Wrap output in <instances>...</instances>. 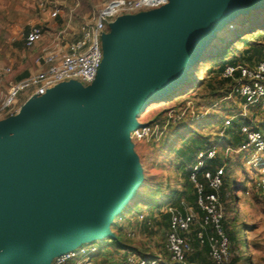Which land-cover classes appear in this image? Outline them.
I'll use <instances>...</instances> for the list:
<instances>
[{
	"label": "water",
	"instance_id": "95a60500",
	"mask_svg": "<svg viewBox=\"0 0 264 264\" xmlns=\"http://www.w3.org/2000/svg\"><path fill=\"white\" fill-rule=\"evenodd\" d=\"M245 10L263 11L264 0H170L121 17L90 88L60 85L0 124V264H51L115 239L111 225L142 180L129 132Z\"/></svg>",
	"mask_w": 264,
	"mask_h": 264
},
{
	"label": "rangeland",
	"instance_id": "374dc122",
	"mask_svg": "<svg viewBox=\"0 0 264 264\" xmlns=\"http://www.w3.org/2000/svg\"><path fill=\"white\" fill-rule=\"evenodd\" d=\"M104 1L0 0V63L4 64L9 58H19L20 51H14L16 45L14 41L23 39V34L31 25L29 23H38L43 16L50 15L49 12L61 8L68 18L71 17L76 20V23L78 22V29L79 24L90 18ZM262 12L264 13V10ZM247 22L249 23L250 20L241 15L232 22L235 28H231L230 24L217 27L214 37L206 46L207 53L211 57L217 55L228 42H231V48L234 51L231 57H244L251 46H259L264 53V16L260 22L258 20L255 22V24L260 23L259 27L255 28L256 25H252L249 32L244 30L248 25ZM46 30L49 29L46 28ZM241 31L244 33L238 38ZM51 34L52 32H49L48 37H51ZM235 38H238L237 43L235 40L233 41ZM26 53H31L33 56L38 54L27 49ZM215 61L211 58L199 66L196 74L197 82H194L195 87L186 89V94L182 97H173V91L169 92L164 100L151 105L146 112L139 115L138 122L140 124H148L154 120L164 122L162 120L164 112L171 110L180 112L191 103L183 121H194V126L198 127L203 137L208 139V145L219 143L218 154L224 156L223 161H225L226 145L225 140L220 139V130L226 118L240 109V101L235 96L225 99V95L230 92V86L226 84L223 86L221 82L215 80L213 89L208 86L212 79L211 71L215 67ZM27 65L26 62L24 66ZM187 80H194L190 71H188ZM179 93L181 92L179 91ZM28 96L29 93L22 95L20 104ZM7 119H9L7 116L0 115V124ZM249 119L254 126L263 129L264 108L254 107L247 120ZM170 125L159 141H139L134 136L130 137L132 150L142 167V180L120 214V216H125L124 219H127L122 222H117L115 219L111 225L114 234H117L118 237L121 236V240L125 244H129L136 254L144 257L161 253L164 250L166 230L162 229L159 223L166 222L164 216L167 213L168 205L178 206L183 200L181 193L191 199L193 195V187L188 184L187 180L191 164L186 167L182 166L179 155L171 150V147H175L176 150L184 149L185 146L181 138L192 133L180 125L179 121ZM230 130L232 129L229 128ZM197 135L192 134L195 138L199 137ZM238 155H228L227 159V161H233L234 164L229 169L228 165L226 167V175L231 186L227 194L228 205L223 207V222L225 221V225L231 231L239 232L241 238V245L238 247L240 251L245 252V256L242 261L236 264H264V205L256 190V181L261 175V169L253 164H248L251 153L245 152L240 162ZM234 194L238 197L237 201L233 198ZM186 201L197 208V204H193L188 199ZM141 213L149 219H146V222L138 223L137 217ZM145 223L150 225L149 227L153 225L152 229L145 228ZM131 231L137 232V236L129 237L128 234ZM243 239L247 242L246 248ZM112 241V239L94 241L98 248V253L95 256L96 264H119L123 260L124 253L120 252ZM194 254L195 252L190 255V258ZM162 256L166 257V254L164 253ZM203 257L211 261L208 255L205 254ZM53 259L51 264H53ZM198 261L200 262L199 259H195L193 264H199Z\"/></svg>",
	"mask_w": 264,
	"mask_h": 264
},
{
	"label": "built area",
	"instance_id": "2783aa9c",
	"mask_svg": "<svg viewBox=\"0 0 264 264\" xmlns=\"http://www.w3.org/2000/svg\"><path fill=\"white\" fill-rule=\"evenodd\" d=\"M169 3L170 0H105L90 18L79 24L77 30L71 28L73 19L69 17L67 25L56 32L49 45L45 44L46 31L43 26L30 27L23 34L25 47L32 50L42 44L35 57V63L42 68L22 80L9 81L13 67L0 63V115L7 118L17 116L29 101L46 97L63 84L75 83L85 89L90 88L105 61L104 37L112 32L111 25L121 17L148 13ZM49 14L50 18L57 19L62 10L56 8ZM230 27L233 28V24ZM70 35L77 38L69 40ZM222 77L233 81L225 99L237 97L240 109L226 118L220 130V139L225 140L227 130L236 120L241 121L240 130L245 137L242 145L225 148V161L228 155L241 152L252 154L248 164L261 169L256 190L264 204V130L246 123L253 107L264 108V58L255 65H229ZM27 93L29 96L20 104V97ZM190 107L191 103L183 111H169L164 122L141 124L139 129L130 131L129 136L139 141H159L171 123L185 118ZM218 146L219 143L200 149L191 164L190 179L198 194L197 208L184 201L180 207L173 204L167 207L170 215L165 241L167 256L150 258L128 251L119 264H187L188 257L194 252V238L201 249L208 247V256L213 263L231 264V243L223 226L224 205L220 194L224 186L225 165L214 171H203L206 164L218 156ZM200 178L205 184L200 182ZM207 189L211 192H207ZM138 218L144 222L147 216L140 214ZM116 221L122 222L123 218L119 216ZM195 227L197 229L194 231ZM128 236L134 238L136 232L131 231ZM97 253L95 244L82 245L55 256L53 264H96Z\"/></svg>",
	"mask_w": 264,
	"mask_h": 264
},
{
	"label": "trees",
	"instance_id": "16d2710c",
	"mask_svg": "<svg viewBox=\"0 0 264 264\" xmlns=\"http://www.w3.org/2000/svg\"><path fill=\"white\" fill-rule=\"evenodd\" d=\"M263 16H264V13L262 11L251 12L250 15L245 16V17H247V20L248 19L250 20L249 23L247 22L248 25L244 29V30H246L245 32H249V29L252 28V25H256L255 28H258L260 23L255 24V22L257 20L260 22L262 20ZM243 33L244 32L241 31L238 38L241 37ZM238 38L233 39V41L235 40V43H237ZM231 45H232L231 42H228L227 45L223 46L219 50V53H217V55H213V57H211L210 54L207 53L208 50L205 49L203 54L201 55V58L199 59V61L196 63V65L190 71L192 73V76L194 77V80H187L181 87H179V88H177V90L175 89V91H173L172 96L173 97H182L184 94H186V89H188L189 87H191V88L195 87L194 82H197L196 74L198 72V68L201 64L206 62V60H209L211 58L216 60L215 64H214L215 67L211 71L212 79L209 81V85H208L210 88L213 89L215 80L221 82L223 86L225 84L228 86H231V84H233L232 80L225 79L222 77V74H223V72L227 66L237 65V64L255 65L256 63H258L259 61H261L264 58V53L262 51V48L260 49L259 46H251L249 48V50L247 51L246 55H244V57H235V56L231 57V55L234 53V51H232ZM179 91L181 93H179ZM167 114H168V111L164 112L162 114V116L164 117L162 120L165 121ZM183 120H185V119H183ZM183 120L179 121L180 125H183L184 128L188 130V132L190 131V133L198 134L197 136H199L198 138H195L191 134V135H188L189 137L188 136L182 137L181 140L185 146L184 149H177L176 150L175 147H171V150L175 151L179 155V157L181 158L182 166L186 167V166H189L191 164V162H193L196 154L198 153V151L200 149H206V148H209L213 145H208L209 144V141H207L208 139L206 137H203V135L201 134L198 127L194 126L195 125L194 121L185 122ZM155 122H162V121L161 120H154L148 124H152ZM250 122H251L250 119L246 120V123L249 124ZM240 126H241V121L236 120V121H234V123L231 127L232 130H230V131L227 130L226 138L224 141L226 147L236 148L245 142V137L241 134ZM258 130H264V127H263V129L258 128ZM238 154H239L238 155V161L240 162L242 159V156L245 154V152H241ZM223 157L224 156L218 154L216 159H214L213 161H210L206 164V167L203 169V171H206V170L214 171L216 168L221 167L223 165H225V171H226L227 165L229 166L228 169L230 167H232V165L234 164L233 161H229V160L223 161ZM187 180L189 181L188 184L193 187L192 199L191 198H187V199H188V201H192L193 204H197L198 194H197V190L195 189L193 182L190 179V169L188 172ZM200 182L205 184V181L202 178H200ZM230 186H231V184H230V181L228 179V176L225 174L224 186L222 187L221 192H220L221 201H222L224 206L228 205L227 194H228V190H229ZM206 191L211 192L210 189H207ZM233 198L236 201L238 200V197L235 194L233 195ZM121 218H123V217H121ZM164 218H165L166 222L163 224H164V227L166 228L168 225L167 222L170 219V215L168 213H166ZM223 226H224L226 234H227V236L230 240V243H231V253H232L231 264H236V263L242 261L244 259V256H245V252L240 251L239 247H238L239 245H241V238L239 237V232H237L236 230L231 231V229H229L225 225V221L223 222ZM196 229H197V227L194 228V231ZM114 235H115V239H112L113 240L112 242L116 245V247L119 250H129V251L135 253V250L129 244H125L121 240V238H122L121 236L118 237L117 234H114ZM243 244H244V247L246 248L247 242L245 239H243ZM193 247H194L195 254H199V253H201V251H204L208 254V247L205 246L201 250L197 240H193ZM102 249H104V248H102ZM236 249H238V250H236ZM235 252H236V254L234 255ZM189 259H190V256L188 257L187 264H189V263L192 264V261H190ZM201 264H215V263L211 262L207 258V260L203 259Z\"/></svg>",
	"mask_w": 264,
	"mask_h": 264
},
{
	"label": "crops",
	"instance_id": "0c3cea01",
	"mask_svg": "<svg viewBox=\"0 0 264 264\" xmlns=\"http://www.w3.org/2000/svg\"><path fill=\"white\" fill-rule=\"evenodd\" d=\"M67 22H68V17H67V15L62 11V14L60 15V17L59 18H57V19H52V18H50V16L48 15H45V16H43V18L42 19H40V22H38V23H29V24H31L29 27H28V29L27 30H29L30 29V27H32V26H35V25H40V26H43L44 28H45V31H46V38H45V44L47 45V44H51V42H53V39H54V37H55V34H56V32L55 31H57V29H62V28H64L66 25H67ZM77 24H78V22L76 23V20H73V23L71 24V28L73 29V30H77ZM46 28H48L49 30H46ZM60 30H58V31H60ZM57 31V32H58ZM49 32H52V34H51V37H48V35H49ZM77 37L76 36H74V35H70V38H68L69 40H74V39H76ZM14 40V39H13ZM14 43L16 44L15 45V47H14V51L16 52V51H20V54H19V58H9L8 60H7V62H5L4 64L5 65H8V66H12L13 67V70H14V72H13V74L9 77V81H19V80H22V79H24V78H26V77H28L30 74H33V73H35V72H37V71H39V70H41V66H38L36 63H35V57L36 56H33V54H31V53H26V47H25V42H24V37H23V39H18L17 41L15 40L14 41ZM41 48H42V44L41 45H38L37 47H35L34 49H32V50H29V51H33V53L34 54H37L40 50H41ZM26 62H27V66H24L25 64H26ZM17 67V68H16ZM19 67V68H18ZM24 67V68H23ZM23 68V69H22ZM254 108V107H253ZM252 108V109H253ZM252 109L250 110V113H249V115H251V111H252ZM251 119V118H250ZM252 122V121H251ZM229 130V129H228ZM191 164H192V162H191ZM190 167H191V165H190ZM180 195H182L181 196V199H183V200H181V202L178 204V207H180V205H181V203L184 201V202H187L186 201V199H187V197H186V195L183 193H181ZM187 203H189V202H187ZM263 203V202H262ZM189 204H191V203H189ZM173 205H175V204H173ZM264 205V204H263ZM142 214V213H141ZM146 214H148V213H146ZM149 216V215H148ZM121 217H125V216H122L121 215ZM139 217V216H138ZM137 217V222L138 223H143V222H140V220H139V218ZM127 219V218H126ZM126 219H123V221H125ZM149 218L147 217V220H148ZM144 222H146V221H144ZM148 222V221H147ZM168 223V225H167V227L165 228L164 227V224L162 223V221L159 223L160 224V227L162 228V229H165L166 231H165V241H166V233H167V231H168V229H169V221L167 222ZM149 224H150V222H149ZM131 226V225H130ZM145 228H148L150 225H147L146 223H145ZM151 227H153V225L151 226ZM151 227H149V229H152ZM136 230V229H135ZM136 236H137V232H136ZM193 240H195V238L193 239ZM91 244H94V242H91V241H87V242H85V243H83L82 245H91ZM146 248H148V247H146ZM164 250H163V252H161V253H156V254H154V255H149V257L151 258V257H158V256H162L164 253L166 254V256H167V252H166V250H165V243H164ZM147 250V249H146ZM202 250V249H201ZM129 250H120V252H122V253H124V255H125V252H128ZM208 255L206 252H204V251H202L201 253H199V254H194L189 260L190 261H192V264H193V261L195 260V259H199L200 260V262H199V264H201L202 263V261H203V259H205L203 256L204 255ZM148 257V256H147Z\"/></svg>",
	"mask_w": 264,
	"mask_h": 264
},
{
	"label": "bare ground",
	"instance_id": "6f19581e",
	"mask_svg": "<svg viewBox=\"0 0 264 264\" xmlns=\"http://www.w3.org/2000/svg\"><path fill=\"white\" fill-rule=\"evenodd\" d=\"M241 14L244 15V17H245V16L250 15L251 13L249 12V10H245V11H243ZM204 50H205V48L200 52V55L203 54ZM176 90H177V89H176ZM165 95H166V94H165ZM163 97H164V96H163ZM167 98H168V97H167Z\"/></svg>",
	"mask_w": 264,
	"mask_h": 264
}]
</instances>
